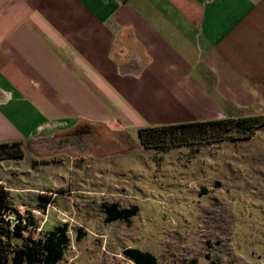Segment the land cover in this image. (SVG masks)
Here are the masks:
<instances>
[{
	"label": "crops",
	"instance_id": "1",
	"mask_svg": "<svg viewBox=\"0 0 264 264\" xmlns=\"http://www.w3.org/2000/svg\"><path fill=\"white\" fill-rule=\"evenodd\" d=\"M261 112L264 0H0V142Z\"/></svg>",
	"mask_w": 264,
	"mask_h": 264
},
{
	"label": "rangeland",
	"instance_id": "2",
	"mask_svg": "<svg viewBox=\"0 0 264 264\" xmlns=\"http://www.w3.org/2000/svg\"><path fill=\"white\" fill-rule=\"evenodd\" d=\"M78 134L64 149L23 145V158L0 159L11 162L0 165L5 185L19 189L10 214L34 217L26 235L68 223L57 264H135L128 246L150 250L158 264H264V129L168 149L144 147L137 130ZM103 201L138 211L107 223Z\"/></svg>",
	"mask_w": 264,
	"mask_h": 264
},
{
	"label": "trees",
	"instance_id": "3",
	"mask_svg": "<svg viewBox=\"0 0 264 264\" xmlns=\"http://www.w3.org/2000/svg\"><path fill=\"white\" fill-rule=\"evenodd\" d=\"M261 128L264 129L263 112L205 121L148 125L139 127L138 134L140 143L144 147L168 149L177 144L191 143L193 137H198L201 142L220 141L227 138H249ZM24 153L22 142H0V159H19L24 156ZM9 205V192L0 183V264H57L59 260H62L70 243V236L67 232L68 223L57 224L43 237L32 239L25 234V231H31L28 226L32 227L35 224L31 212L27 214L26 219L16 215L7 218L6 215L11 213ZM101 206L105 211L104 220L107 223L119 219L128 220L138 211L137 204L122 207L114 201H103ZM80 231H82L81 228L77 230L78 240L83 236ZM123 254L133 260L135 264H158L156 255L150 250L128 246L123 249ZM206 256L210 257V254L206 253ZM189 264H197L196 259H192ZM210 264H216V262L211 259Z\"/></svg>",
	"mask_w": 264,
	"mask_h": 264
},
{
	"label": "built area",
	"instance_id": "4",
	"mask_svg": "<svg viewBox=\"0 0 264 264\" xmlns=\"http://www.w3.org/2000/svg\"><path fill=\"white\" fill-rule=\"evenodd\" d=\"M6 217H7V218H9V217L12 218L13 216H11L10 214H8V215H6Z\"/></svg>",
	"mask_w": 264,
	"mask_h": 264
}]
</instances>
